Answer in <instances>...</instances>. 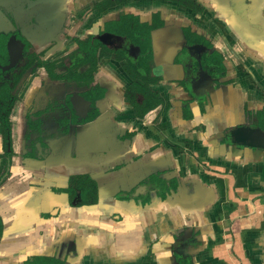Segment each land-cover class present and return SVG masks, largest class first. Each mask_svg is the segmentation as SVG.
Returning <instances> with one entry per match:
<instances>
[{"label": "flooded vegetation", "instance_id": "af4514ba", "mask_svg": "<svg viewBox=\"0 0 264 264\" xmlns=\"http://www.w3.org/2000/svg\"><path fill=\"white\" fill-rule=\"evenodd\" d=\"M231 159L248 218L264 0H0V264H218Z\"/></svg>", "mask_w": 264, "mask_h": 264}, {"label": "crops", "instance_id": "0c3cea01", "mask_svg": "<svg viewBox=\"0 0 264 264\" xmlns=\"http://www.w3.org/2000/svg\"><path fill=\"white\" fill-rule=\"evenodd\" d=\"M231 160L219 161L221 170L219 169L218 175L206 177V181L216 184L221 193L219 210L215 214L221 236L213 258L218 264H264V173L254 169L252 173L257 179L246 183L243 189H238L241 196L256 201L255 206H251V215L243 218L245 201L241 203L236 199L233 193V177L224 175L223 172L227 168L233 169V159ZM229 221L233 222L231 229H227L226 225L224 227Z\"/></svg>", "mask_w": 264, "mask_h": 264}, {"label": "water", "instance_id": "95a60500", "mask_svg": "<svg viewBox=\"0 0 264 264\" xmlns=\"http://www.w3.org/2000/svg\"><path fill=\"white\" fill-rule=\"evenodd\" d=\"M241 131H243V130H239V131H237V133H240ZM241 133H243V132H241ZM232 137H233V134H232ZM232 142H233V139H232Z\"/></svg>", "mask_w": 264, "mask_h": 264}]
</instances>
